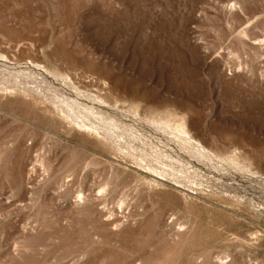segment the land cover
<instances>
[{"label":"rangeland","instance_id":"obj_1","mask_svg":"<svg viewBox=\"0 0 264 264\" xmlns=\"http://www.w3.org/2000/svg\"><path fill=\"white\" fill-rule=\"evenodd\" d=\"M0 264H264V0H0Z\"/></svg>","mask_w":264,"mask_h":264}]
</instances>
